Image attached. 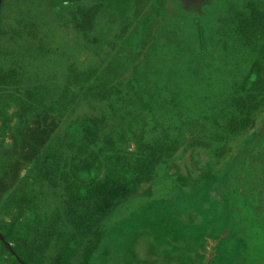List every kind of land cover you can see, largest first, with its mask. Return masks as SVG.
I'll return each mask as SVG.
<instances>
[{
	"label": "trees",
	"instance_id": "16d2710c",
	"mask_svg": "<svg viewBox=\"0 0 264 264\" xmlns=\"http://www.w3.org/2000/svg\"><path fill=\"white\" fill-rule=\"evenodd\" d=\"M136 1L139 6L144 0ZM68 2L73 6L69 13L72 28L85 47L94 46L102 0ZM3 5L2 1L0 22ZM201 12V16L181 12L178 17L182 26L191 29L194 46L165 47L159 41L151 57L139 64L140 71L151 69L149 83L164 123H148L124 109L85 154L66 151L60 138L53 137L18 185L4 194L0 264H76L94 231L108 224L143 185L155 183L168 172L179 151L209 148L220 160L229 140L250 128L264 107V0H224L217 13L207 7ZM155 16L151 14L145 30ZM20 24L25 30L27 24ZM23 30L14 32L15 39L24 38ZM25 39L28 45L19 55L39 61L42 46L35 43L40 38L28 31ZM124 41L133 47L135 35ZM214 54L219 74L235 71V80L217 82L214 91L198 102L191 92L177 89L179 83L200 80L203 65L211 68L209 58ZM18 66L16 62L0 64V147L10 125L6 111L10 107L17 108L11 116L26 129L37 115L50 114L59 120L72 116L83 104L89 110L97 104L125 105L126 92L117 82L116 63L87 70L70 66L61 83L55 79L42 83ZM243 242H247L245 247L250 244ZM51 252L55 255L48 257Z\"/></svg>",
	"mask_w": 264,
	"mask_h": 264
},
{
	"label": "rangeland",
	"instance_id": "374dc122",
	"mask_svg": "<svg viewBox=\"0 0 264 264\" xmlns=\"http://www.w3.org/2000/svg\"><path fill=\"white\" fill-rule=\"evenodd\" d=\"M2 1L0 64L16 62L33 79L61 83L70 66L87 70L113 62L126 100L121 108L97 104L89 110L83 104L72 116L59 120L37 115L26 129L11 116L17 108H8L10 125L0 147V202L53 137L60 138L66 151L85 154L124 109L148 123H164L149 83L151 69L140 71L139 64L151 57L159 41L165 47L194 46L191 29L179 21L181 12L201 16L207 7L217 13L224 3L144 0L137 6L136 0H102L100 24L93 32L96 43L85 47L69 22L73 6L68 0H0V6ZM152 13L157 16L145 30ZM21 21L27 24L25 30ZM18 30L24 31L23 39H15ZM28 31L40 38L35 43L42 46L39 61L19 55L28 45ZM132 35L136 45L130 47L124 40ZM209 61L212 67L203 65L200 80L177 86L191 92L197 102L214 91V84H229L237 75L235 71L219 74L217 54ZM6 160H10L7 166ZM239 230L242 239L250 241L246 247ZM76 264H264V107L245 133L229 140L224 158L215 159L209 148L179 151L168 172L143 185L108 224L94 231Z\"/></svg>",
	"mask_w": 264,
	"mask_h": 264
},
{
	"label": "water",
	"instance_id": "95a60500",
	"mask_svg": "<svg viewBox=\"0 0 264 264\" xmlns=\"http://www.w3.org/2000/svg\"><path fill=\"white\" fill-rule=\"evenodd\" d=\"M0 241L3 242V237L0 235Z\"/></svg>",
	"mask_w": 264,
	"mask_h": 264
}]
</instances>
